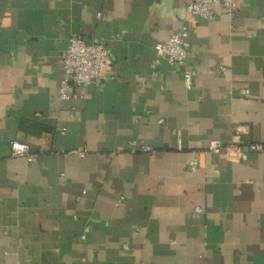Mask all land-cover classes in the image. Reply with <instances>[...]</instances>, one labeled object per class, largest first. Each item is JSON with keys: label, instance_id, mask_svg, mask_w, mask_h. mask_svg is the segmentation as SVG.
I'll use <instances>...</instances> for the list:
<instances>
[{"label": "crops", "instance_id": "crops-1", "mask_svg": "<svg viewBox=\"0 0 264 264\" xmlns=\"http://www.w3.org/2000/svg\"><path fill=\"white\" fill-rule=\"evenodd\" d=\"M185 4L0 0V264H264V149L208 150L264 145V0L234 19ZM183 23L191 88L165 59L151 67ZM73 35L105 42L112 70L62 100ZM13 140L36 158L12 156Z\"/></svg>", "mask_w": 264, "mask_h": 264}, {"label": "built area", "instance_id": "built-area-1", "mask_svg": "<svg viewBox=\"0 0 264 264\" xmlns=\"http://www.w3.org/2000/svg\"><path fill=\"white\" fill-rule=\"evenodd\" d=\"M241 0H186V11L192 14H197L205 18H214L217 15L216 7L222 4L225 13L234 19L238 12V7ZM157 56L153 59L151 67L156 72V68L161 60H166L172 66L180 67L183 71V80L186 87L191 88L197 71L188 63L190 55L189 30L187 23H183L179 30L173 33L168 40L156 44ZM63 61V77L59 88V97L62 100L77 98L81 96L85 89L91 85L101 86L107 78V72L112 70V59L105 42L90 41L80 35H73L69 38ZM224 72L225 67L221 68ZM110 78H114L112 73ZM74 88V93L70 90ZM242 94H248V88L241 89ZM163 123V119L159 120ZM66 128H62L64 133ZM235 135L239 134V129L235 128ZM135 143V142H134ZM246 148L239 144H225L220 139H214L210 142L208 150L218 154L223 149L228 151L232 159H246L248 154L263 151L264 145L261 143L248 142ZM12 156L26 157L28 160H34L36 155L31 152L30 145L19 140L11 142ZM143 150H148L143 147ZM81 157L87 154L85 149H76L72 151ZM197 158H193L189 162L188 169L195 171L198 168ZM85 192V191H84ZM121 200L124 197H120ZM203 209L198 206L194 209V215L200 217ZM89 227H86L82 238L86 237ZM80 264H87L85 259H82Z\"/></svg>", "mask_w": 264, "mask_h": 264}]
</instances>
